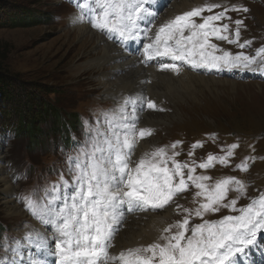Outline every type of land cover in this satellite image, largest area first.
<instances>
[{
  "label": "snow or ice",
  "instance_id": "obj_1",
  "mask_svg": "<svg viewBox=\"0 0 264 264\" xmlns=\"http://www.w3.org/2000/svg\"><path fill=\"white\" fill-rule=\"evenodd\" d=\"M72 2L78 9L73 23L87 22L108 39L119 38L121 43L136 40L142 22H147L149 26L145 27L144 34L149 42L143 50L145 62L158 58L172 61L161 63V70L179 74L182 69L176 62H182L194 69L239 68L264 73V45L255 49L254 55H248L233 54L213 42L215 39L242 49L251 47L252 40L241 43L244 21H233L228 16L229 11L247 12V7L205 3L167 20L153 32L157 14L151 10V0ZM215 9L221 10L215 12ZM224 20L233 23L235 28L231 29L229 23H220ZM145 107L163 110L142 95L124 97L118 108L102 113V119L91 129L93 135L75 155H69L70 179L61 173L58 183L43 190L44 197L38 198L36 192L21 197L36 219L52 227L51 243L58 264H237V254H243L257 234L264 232V191L251 197L247 205L238 207L239 200L247 197L246 182L228 176L210 185L207 181L212 177L195 173L197 167L209 169L216 162L227 165L239 145H230L223 156L209 154L205 162L192 166L176 159L180 153L174 150L180 141L154 147L136 157L140 142L154 132L151 128L139 127L138 110ZM202 146L197 142L193 148ZM169 149L173 150L171 154ZM254 159L247 157L237 168L248 171L247 161ZM190 186L198 189L196 197L203 198L195 209L176 203L177 197ZM229 192L238 195L229 200ZM169 205H175L178 214L186 213L182 220L159 229V237L151 243L110 252L125 220V207L133 212L164 209ZM222 208L236 214L217 220L204 219ZM192 216L202 222L193 225ZM25 239L33 242L34 236L29 234ZM35 240L40 242V247L49 244V237L39 233ZM17 247H20L19 241ZM0 264L5 262L0 260ZM10 264L17 261L13 259ZM29 264L45 262L30 258Z\"/></svg>",
  "mask_w": 264,
  "mask_h": 264
},
{
  "label": "rangeland",
  "instance_id": "obj_2",
  "mask_svg": "<svg viewBox=\"0 0 264 264\" xmlns=\"http://www.w3.org/2000/svg\"><path fill=\"white\" fill-rule=\"evenodd\" d=\"M177 1L176 5L174 4L178 10L176 15L189 11L194 6L213 3V0H202L184 9ZM0 4V42L8 47V59L2 69L9 78L5 103L8 121L5 123L6 128L0 131V156L4 160L2 167L5 170L4 175L13 187L14 199L24 213L21 216H10L4 204L6 197L4 191L6 186L2 181L4 175H0V227L2 229L0 260L5 262L8 253L22 251L21 245L29 243L25 239V231H31L37 225H46L26 209L21 197L33 192L38 193V198L44 197L43 190L58 183L61 173L66 179H70L69 155H75L86 139L93 135L91 129H94L97 121L102 119V113L118 108L122 99L111 92L107 93L108 91L101 84V72L87 63L96 57L98 50L94 42L83 45L86 40L72 31L71 19L78 12L72 0H1ZM219 4L224 6L231 4V6H243L249 9L247 12L229 11L228 14L233 21H244L246 27L241 28V43L245 40H252L253 43L251 47L242 49L237 48L235 44L215 39L213 42L218 43L223 49L226 47V50L233 54L244 52L253 55L255 49L264 45V0H219ZM156 14L158 15L157 12ZM29 17L32 19L30 24ZM19 21L22 25L14 26V22ZM231 26V29L235 28L234 24ZM90 28L94 29L91 26ZM94 32L118 44L117 38L116 40L108 39L96 29ZM220 69H217L216 73L206 71L190 73L196 77L233 80L236 85H218L215 88L218 91L214 94L210 89L203 88L189 97L186 96L188 91H178L182 92L181 97L171 92L163 94L161 99L170 106L165 113L158 114L175 118L169 121V124L155 126L153 135L148 139L154 147L170 146L180 141L181 143L174 150L180 153L176 159L180 162L187 160L186 163L190 166L205 162L209 154L223 156L230 145L238 144L239 147L234 150L235 154L227 165L216 162L209 169L197 167L195 175L212 177L210 181H207L210 185L217 179L228 176L237 177L246 182L249 187L247 197L239 200L238 207H241L247 205L251 197L264 191V75L250 71L246 74L237 72L232 77L225 75L231 69ZM172 96H176L173 99V106L168 101ZM46 100L56 110L62 111L63 115L70 114L74 120L78 119V123H75L76 128H71L70 142H65L60 134H54L50 130L51 123L49 125L43 123L40 127L43 133H48L40 139V146L43 147L31 145L29 138L21 137L16 133L18 120L25 121L30 116L42 112L41 107ZM156 102L160 100L157 98ZM3 104L4 101H0V109H3ZM197 142H201L203 146L194 149L193 145ZM172 151L169 149V154ZM250 156L255 159L247 161L250 165L249 170L246 172L239 170L237 165L245 162ZM197 191L198 189L194 186H190L188 191L177 197L176 202L179 201L178 204L183 208L195 209L203 201L202 197L195 196ZM237 195L236 192H229L228 199L231 200ZM230 214L236 213L222 208L218 213L207 214L204 219L217 220ZM184 215L186 213L182 211L179 214L176 210L173 211V216L167 224L182 220ZM191 222L194 225L202 221L192 216ZM257 238H260L257 245L251 248L248 245L245 247L244 251L247 255L244 256L248 257L250 262L259 260L258 264H264V232L258 233L255 240ZM50 245L53 247L52 243Z\"/></svg>",
  "mask_w": 264,
  "mask_h": 264
},
{
  "label": "bare ground",
  "instance_id": "obj_3",
  "mask_svg": "<svg viewBox=\"0 0 264 264\" xmlns=\"http://www.w3.org/2000/svg\"><path fill=\"white\" fill-rule=\"evenodd\" d=\"M162 1H167L168 3L159 5L157 7L158 15L153 21V24L155 25V27H153V32H155V30L162 23L166 22L169 19H172L176 14H178V10L176 9L177 6H175L176 0ZM201 1L202 0H178L177 3H179L181 8L185 9L188 7L190 8V6L194 5V3H198ZM153 3H155V0H151V5ZM213 3L219 4V0H213ZM75 15H73L71 21H73ZM72 24L73 26L71 27L74 34L83 37L84 40H86L83 45H88L91 42H94L96 46L95 48L96 50H98V52L95 54L96 57L94 59H90L87 63L91 64V67L97 68L101 72V84L105 88V90L108 91L107 93L111 92L122 100L124 97L128 96L142 95L147 98L148 96H150V99L156 103L157 108L163 109L152 110L145 107L142 111L138 110V115L140 117L139 127L153 129L155 126L157 127L158 124H169L168 122H171L173 118H175L169 115L161 116L160 114H158L161 112L165 113V111H167V108L170 106L166 103V101L161 99V96H163V94H169L168 92H171L175 93L176 96L181 97L182 92L180 93L178 91H188L186 92V96L189 97V95L191 94L195 95L196 93L194 92H197L202 88L210 89L211 93L214 94L215 91H218L217 89H215L218 85H236L235 81L233 80H216L215 77H196V75H193L190 72H216L207 71L201 68L194 69L189 65L183 64L182 62H176L181 66L182 69L179 74H176L171 70L160 69L159 65L161 63H171L172 61L170 60H161L158 58L145 62L143 50L144 46L149 42L144 34V29L146 26H141L140 32V34L142 33L143 35L142 39L140 38V41L144 44L139 48H135L134 50L133 48H124L119 39L118 44H116V42L113 40L108 41L103 35L95 33L94 29L92 30L88 24H82L81 22H72ZM124 43L125 42H123V44ZM235 71L236 73H250V71L239 68H236ZM235 71L231 69V71L225 75L233 77L235 76L233 74V72ZM176 96H172L168 99V101L171 103V106H173V99H175ZM157 98L160 100V102H156ZM139 103V100H137L138 105ZM181 112L183 111L181 110ZM149 141L150 140L146 138L145 140H142L140 142V145L136 151V157H138L144 151L150 150L154 147L150 144ZM3 163V157L0 156V175H4L5 172V170L2 169V167L4 166ZM2 181L6 186L4 190L6 194L4 204L10 216H21L24 213L18 207L16 200L14 199L15 194L13 191V187L10 185L11 182L9 183V180L5 175L4 177H2ZM176 203L180 202L177 201ZM173 211H175V205H169L164 209L133 212H128L127 208L125 207V220L119 227V231L113 242L114 247L110 249V252L118 253L122 249L136 247L140 244H148L153 242V240H156L157 236L160 234L159 229L163 228L167 223H169V220L173 216ZM37 233L49 237V244L47 247L38 246L40 242L35 240V235ZM52 233V227L47 224L45 226L37 225L33 227L31 231H25V237L29 234H33L34 241L29 242L25 245H21L22 251L16 250L15 252L8 253L5 257V264H10L13 259L17 261V264H29L30 258L42 260L45 262V264H58V257L53 254L54 248L50 245ZM258 242L259 240L256 239L252 244L248 246L251 248V246L257 245ZM242 255H247V253L244 251ZM235 259L238 264H241L243 260L239 257ZM245 264L256 263L245 261Z\"/></svg>",
  "mask_w": 264,
  "mask_h": 264
},
{
  "label": "trees",
  "instance_id": "obj_4",
  "mask_svg": "<svg viewBox=\"0 0 264 264\" xmlns=\"http://www.w3.org/2000/svg\"><path fill=\"white\" fill-rule=\"evenodd\" d=\"M1 3V0H0ZM1 5V4H0ZM29 24L32 22L31 17L28 19ZM22 25L21 22H14V26ZM8 47L6 44L0 42V101H4L2 106L3 109H0V131L5 129V123L8 121L6 109V99H7V87H8V75L2 69L3 64L7 61L8 57ZM51 91V90H50ZM42 112H39L35 116H30V118L25 121L22 119L18 120L16 133L23 137L29 138L31 145L35 147H43L40 146V139L44 137V135H48V133H43L44 131L40 129V127L45 123L46 125L50 124V130L55 134H60L62 139L65 142H70V130L71 128H76L75 123H78V119L74 120L72 115L65 114L63 115L62 111L56 110V108L52 107L51 103L46 100L43 104ZM74 124V125H73ZM51 132V133H52ZM50 133V134H51ZM0 231H2L0 227Z\"/></svg>",
  "mask_w": 264,
  "mask_h": 264
}]
</instances>
